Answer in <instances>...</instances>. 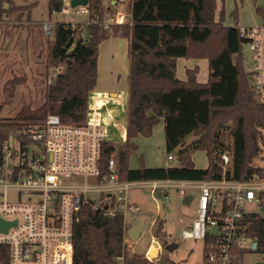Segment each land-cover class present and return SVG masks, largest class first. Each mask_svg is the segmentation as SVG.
Listing matches in <instances>:
<instances>
[{
  "label": "trees",
  "instance_id": "1",
  "mask_svg": "<svg viewBox=\"0 0 264 264\" xmlns=\"http://www.w3.org/2000/svg\"><path fill=\"white\" fill-rule=\"evenodd\" d=\"M88 1V23L74 27L59 21L53 38L48 35L50 80L44 103L30 115L0 120V155L11 136L25 148L32 145L28 132L48 115H58L65 124H85L88 98L98 82L100 45L122 38L129 41L130 58L127 138L120 146L105 143L103 170L109 171L108 162L114 158L121 181H213L224 176L243 182L256 176L264 180V104L251 89L244 40L238 27L225 25V9L217 21L216 0H131V22L105 28L103 22L113 8L104 0ZM48 4L50 17L64 10L63 0ZM4 14L22 22L20 8L11 5L5 10L0 0V21ZM179 58L207 59V83L198 82V68L188 69L187 80H180ZM51 69L60 70L50 76ZM25 80L14 76L5 84L0 109ZM162 119L166 150L175 154L177 164L147 168L142 163L131 169L130 159L138 152L135 140L151 137ZM189 137L194 140L187 145ZM196 151L207 153V168L195 166ZM224 154L230 156L226 169ZM85 213L75 229L74 264H117L121 255L125 264H154L124 246L121 217L92 214L89 208ZM247 221L250 235L259 242L258 251L264 252V217L251 214ZM0 264H9L5 248L0 249Z\"/></svg>",
  "mask_w": 264,
  "mask_h": 264
},
{
  "label": "built area",
  "instance_id": "2",
  "mask_svg": "<svg viewBox=\"0 0 264 264\" xmlns=\"http://www.w3.org/2000/svg\"><path fill=\"white\" fill-rule=\"evenodd\" d=\"M71 11L79 16L89 15L86 6ZM260 13L259 25L239 30L244 40L243 52L247 47L251 55V89L264 104V7ZM130 22V14L113 11L106 16L103 26ZM50 27L44 25L48 35ZM128 102L127 93L93 90L88 98L85 124H65L52 114L28 132L32 145L25 148L13 136L4 143L0 155V218L10 225L7 231L0 227V249H7L9 264H74L75 229L88 208L92 214L121 217L123 244L129 248L132 241L128 236V216L142 210L131 195L139 188L150 189L154 197H168L167 188L177 187L182 203L189 195L186 189L197 190L196 214L185 226L184 219H180L179 234L182 239L204 242L203 264H242L244 255L259 250V242L250 235L247 221L249 215L258 214L249 207L264 206V180L259 176L246 182L225 176L213 181H121L114 158L108 162L109 171L103 170V148L109 136L105 111L116 107L124 114ZM222 158L226 169L229 155ZM168 160H174L173 154L168 155ZM10 192L17 194L15 202H10ZM194 202L195 196L189 205H183L191 207ZM154 249L159 256L153 259L150 252ZM163 249L152 238L147 259L157 263ZM116 262L125 264L124 255L117 257Z\"/></svg>",
  "mask_w": 264,
  "mask_h": 264
},
{
  "label": "rangeland",
  "instance_id": "3",
  "mask_svg": "<svg viewBox=\"0 0 264 264\" xmlns=\"http://www.w3.org/2000/svg\"><path fill=\"white\" fill-rule=\"evenodd\" d=\"M64 1V11L63 13L55 14L50 17L49 15V0H2L3 9L7 10L11 5L19 7L22 15V22H18L14 16H7L6 14L2 17V24L13 26L14 28H24L28 27V23L31 24L32 21H51L52 26L50 27L51 38L54 36L56 23L59 21L72 23L74 27L84 26L85 23H88L87 15H77L73 8L71 7V0ZM111 0H104V5L106 7H112L113 11H120L126 15L130 14V5L131 0H118L117 5L112 6L110 4ZM116 5V6H115ZM216 20L220 18L221 10L225 9V25L226 26H236L238 28L245 27H254L259 25L261 20V10L264 7V0H216ZM71 8V9H70ZM74 12V13H73ZM237 15V17H236ZM0 21V22H1ZM33 25V24H32ZM115 26V25H113ZM48 35V34H47ZM118 39V38H115ZM122 39V38H121ZM122 42H127V39H122ZM129 51V50H128ZM127 52V50H126ZM244 61L245 69L251 71L253 65L250 61V52L247 47H244ZM129 55L127 56V61H129ZM186 60L187 59H180ZM194 60H205L206 59H194ZM183 62V61H182ZM195 67V66H194ZM201 67V74L207 70L208 65ZM59 69H51L50 76L54 75ZM186 71L182 66V63L179 64V73ZM123 73V72H122ZM48 77V76H47ZM120 81V87L122 84L127 83L126 73L122 75ZM47 85L49 84V79ZM202 79V78H201ZM36 83V88H39V94H22L24 96L20 97L17 94L14 95L12 100L6 103L0 109V120H9L16 117L18 114H32L34 110L42 107V104L45 100V94H40L42 89V83ZM44 87V85L42 86ZM126 90V86H123ZM122 89V88H121ZM127 91V90H126ZM2 96V95H1ZM0 96V103L3 100V97ZM31 110V111H30ZM161 123V121H160ZM159 123V124H160ZM158 124V125H159ZM157 125V126H158ZM158 132V131H157ZM146 138V137H143ZM149 141V139H144ZM164 136L157 135L154 137L151 142L150 149L147 152L146 144H141L139 147V156L138 152L132 156L130 159V167H136L138 164L146 163V154L149 155V164L153 166L161 165L162 163L166 166L172 165L168 160L169 153L166 150ZM193 137H189L186 140V144L189 145L193 141ZM146 142V141H145ZM150 142V141H149ZM150 152V154H149ZM175 158V154H174ZM230 158V156H229ZM194 164L198 168H203L207 166L209 159L205 151H196L192 155ZM173 165H176L177 162H173ZM259 163H262L259 161ZM168 197L166 195H156L155 197L151 194L150 189H134L132 191V200L133 198L141 205L142 210L137 214H131L128 216L130 223H138L143 227V232L140 238L134 242H131L129 249L132 253H137L144 255L146 258L149 254L150 247L152 245V238H155L158 241V244L164 249L161 252L159 261L154 264H203L204 263V242L201 240L195 239H182L180 237L179 231L181 228L180 218L191 219L196 214L197 209V200L198 192L193 189H186L187 194L195 196V202L191 207L184 206L182 199L180 198V189L177 187L167 188ZM25 200V196H23ZM10 202H15L17 200V194L10 192L9 194ZM249 209L252 212L258 213L260 216L264 217V206L257 207L251 206ZM175 243L178 245L174 251H167L165 247L168 244ZM153 259L155 257L151 256ZM244 264H264V252L256 251L249 252L244 256ZM153 263V262H151Z\"/></svg>",
  "mask_w": 264,
  "mask_h": 264
},
{
  "label": "crops",
  "instance_id": "4",
  "mask_svg": "<svg viewBox=\"0 0 264 264\" xmlns=\"http://www.w3.org/2000/svg\"><path fill=\"white\" fill-rule=\"evenodd\" d=\"M118 0H111L110 4L114 6L117 5ZM115 5V6H116ZM64 11V10H63ZM63 13V12H62ZM88 22V21H87ZM3 22H0V96L3 97L4 86L5 84L12 79L14 76L25 78V82L21 85H18L14 91V94L22 97V94H39V88H36V83L41 81V93L45 94L47 87V45H48V35L45 31L44 25L51 24V21H32L31 24L28 23V27L24 28H14L13 26L3 25ZM33 24V25H32ZM126 40V39H125ZM121 38L115 39L110 38L103 42L100 45L99 57H98V82L97 86L94 89L96 92L109 93V94H119L127 93L129 94V73H130V58L127 61V56L129 55V41L122 42ZM127 50V52H126ZM177 60V77L180 80H187V70L198 68L199 73L197 75V80L199 83H207L209 78V63L208 60ZM183 59V58H182ZM183 61V62H182ZM182 63V66L186 71H182L180 74L179 64ZM208 65V72L205 70L201 74V67ZM195 66V67H194ZM123 72V73H122ZM126 73L127 83L122 84L120 87V81L123 78L122 75ZM202 78V79H201ZM126 86V90L123 88ZM122 88V89H121ZM44 103V102H43ZM110 111L108 114L107 112ZM106 112L108 118V142H113L122 144L126 141L127 138V125H128V110L123 114L116 107H111ZM158 131V132H157ZM159 137L164 136L165 139V123L164 120H161V123L154 128L153 134L149 138H143L142 136L138 137L135 142L138 145V149L141 144H146L147 152L152 145L154 137L157 135ZM149 139V141L144 140ZM146 141V142H145ZM165 147H166V140ZM118 145V146H120ZM142 154L139 153L138 156ZM150 154V152H149ZM172 154V153H170ZM174 156V154H173ZM174 164L175 158L173 161H169ZM146 163L147 168H166L165 164L153 166L149 164V155L146 154ZM209 165L199 169H205ZM171 166V165H170ZM196 166V165H195ZM141 164H138L136 167L131 169H139ZM197 167V166H196ZM198 168V167H197ZM133 202L140 205L136 199L133 198ZM141 207V205H140ZM142 208V207H141ZM181 219V218H180ZM183 219V218H182ZM180 221V220H179ZM191 219H184L183 226L188 225ZM130 227L133 225H141L138 223H130ZM181 225V224H180ZM181 225V226H182ZM142 226V225H141ZM143 232V231H142Z\"/></svg>",
  "mask_w": 264,
  "mask_h": 264
},
{
  "label": "water",
  "instance_id": "5",
  "mask_svg": "<svg viewBox=\"0 0 264 264\" xmlns=\"http://www.w3.org/2000/svg\"><path fill=\"white\" fill-rule=\"evenodd\" d=\"M88 2H89L88 0H71V7L76 8L79 6H87ZM118 145H120V144H118ZM192 200H193V196L188 195L184 198L183 204L189 205ZM13 224H16V222H14ZM9 225H10V223H5L0 218V227L2 228L3 231H7ZM142 231H143V227L141 225L131 226L129 228V231H128V236H129L130 240L132 242L138 240L140 238V236L142 235ZM176 248H178V245L175 243L168 244L165 247V249L167 251H170V252L174 251ZM150 256H154L155 258H157L159 256L158 250H152V252H150Z\"/></svg>",
  "mask_w": 264,
  "mask_h": 264
},
{
  "label": "bare ground",
  "instance_id": "6",
  "mask_svg": "<svg viewBox=\"0 0 264 264\" xmlns=\"http://www.w3.org/2000/svg\"><path fill=\"white\" fill-rule=\"evenodd\" d=\"M154 250H157V249H154ZM152 252V251H151ZM154 257V256H153Z\"/></svg>",
  "mask_w": 264,
  "mask_h": 264
}]
</instances>
